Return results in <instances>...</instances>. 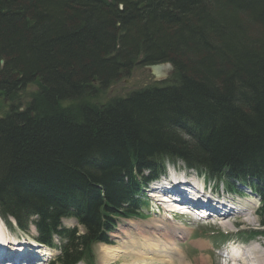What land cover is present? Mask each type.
I'll use <instances>...</instances> for the list:
<instances>
[{
    "label": "trees",
    "instance_id": "trees-1",
    "mask_svg": "<svg viewBox=\"0 0 264 264\" xmlns=\"http://www.w3.org/2000/svg\"><path fill=\"white\" fill-rule=\"evenodd\" d=\"M1 61L0 219L51 264H94L178 162L255 195L264 239V0H0ZM166 63L164 84L97 102Z\"/></svg>",
    "mask_w": 264,
    "mask_h": 264
},
{
    "label": "rangeland",
    "instance_id": "rangeland-1",
    "mask_svg": "<svg viewBox=\"0 0 264 264\" xmlns=\"http://www.w3.org/2000/svg\"><path fill=\"white\" fill-rule=\"evenodd\" d=\"M168 78L169 76L163 80L157 81L150 76L144 68L136 67L128 76L120 77L115 83L107 87L96 100L97 102H105L106 100L115 97H124L132 91L142 89L151 84H164ZM33 90L34 87L31 85L26 87L24 92L21 93V101L28 100L31 91ZM7 105V102L0 100V117L7 111ZM166 172V177L160 179L159 185H163L168 189L165 192L157 194L159 202L154 201L153 198L150 197L151 191H156L154 188L159 185L151 184L146 192H144L149 199V204L148 208L141 214V220L132 219L121 221L118 224L116 231L111 235L112 245L120 252L116 260L110 261L109 263H107V261L104 262L103 258L100 256V249L103 245H96L92 248L94 264H151L153 259V262H159V264H162L164 261H168L169 264H224V262L228 261L224 257L232 252V247L235 248L253 244L248 247L246 251L242 248L243 254L246 253V257L244 258H247V260L248 257L251 258V262L254 261V258L249 255L252 254L253 251L258 250L264 252V243L261 239H249L248 237L251 230L258 228V219L254 213L258 201L255 197L247 195V192L243 197L226 196L221 193L224 188L217 189L216 193H213L211 190L214 186H212L213 184L211 182H209V188L211 190L204 188L202 185L203 181L196 178L194 173L187 171L181 163H177L174 166L168 165ZM176 186L181 188V190H179L181 195L178 194L173 200L180 202L183 195L186 197L188 194L190 199L191 197L196 200L202 199L204 205L201 204L199 205V208H194L188 203L186 204L188 207L187 210L193 214H188L189 216L185 218L175 217L171 220L169 213H166L163 210L166 208V205H164V207L163 204L170 202V200L164 196L167 195L171 197L172 191L175 189L178 190ZM238 191L242 192L243 189L238 188ZM156 192H158V190ZM242 193H244V191ZM163 198L167 199V201H162ZM214 205L221 209H225V211H215L213 209ZM169 207L172 206L169 205ZM244 210H247V212H243ZM232 211L239 214L243 212V214L238 217L228 218V220H225L220 224L219 221H222L221 218H225L229 215L228 213ZM208 213L210 214L207 215ZM9 220L11 219H8L7 221ZM152 220L155 222L160 221L163 225L165 222L172 226L167 227V229H170V232L175 230L173 232L174 234L177 232L180 234L175 237L170 235L166 236L164 233H158L165 239V241H160V239L157 238L158 234L155 232L153 233V229L150 228L152 225L155 226V222L153 223ZM131 222L133 223L132 225L138 223L146 226H139L138 228L146 230L144 233H152L153 237L149 238L159 240V244L165 246L169 243L168 246L174 249L177 255H172V257L169 256L167 260L164 256L162 257V254L164 255V253H161L160 255L156 253L153 256L150 254L151 249L149 248L148 251L141 252V248H139L138 244L142 243V240L139 241V239L147 240V237L142 233V230L133 228L132 230L134 231H132L130 226H128V223ZM61 223L66 228H76L79 233H82L81 227L72 220H63ZM10 224V226H5V224L0 223V237L3 236L2 239L9 242V244L18 245V248L23 249V251L15 252V255H10L9 258L12 257V259H5L7 256H4V254L1 256L0 254V259L3 261L2 264H49V262L53 260L57 252L38 246L34 242L37 234L33 228H30L29 231L25 233L19 231V229L12 223ZM176 225H180L184 230L176 231V229H174L176 228ZM170 239L172 242H168ZM129 241H132L133 245ZM256 245H259L260 248ZM8 246L11 247L10 250H13L12 247L14 246ZM0 248L2 249V252H4L3 247L0 246ZM26 249H28L27 253L25 252ZM28 260H32V262L27 263ZM141 260L145 263H142ZM77 264L85 263L80 262ZM236 264H238V262H236Z\"/></svg>",
    "mask_w": 264,
    "mask_h": 264
},
{
    "label": "bare ground",
    "instance_id": "bare-ground-1",
    "mask_svg": "<svg viewBox=\"0 0 264 264\" xmlns=\"http://www.w3.org/2000/svg\"><path fill=\"white\" fill-rule=\"evenodd\" d=\"M147 67V66H146ZM144 69H145V67H143ZM166 172V171H165ZM152 184H157V185H159L160 184V179H157V180H155V183H152ZM151 185V183L149 184V186ZM148 186V187H149ZM176 188H178V186H176ZM156 191L158 190V192H156V191H154V190H152L151 191V198H153V199H156V200H154V201H158L159 200V198L157 197L158 195V193H162V192H165V191H167V189L168 188H166V187H164L163 185H159V186H157V187H155L154 188ZM175 189V188H174ZM179 190H181V188H178V190H173L172 191V196H173V198L175 197L176 198V196L178 195V194H180L181 195V193H179L180 191ZM185 192H187L186 190H184ZM164 195V194H163ZM165 198H168L167 196H164ZM165 198H163L162 199V201H167V199H165ZM174 198V199H175ZM168 200H170V202L169 203H166V204H163V206L164 205H166V208H164L163 210H164V212H168V213H173V212H180V213H184V214H191L190 212H189V210H187L188 208L185 206L186 204H190L192 207H194V208H199V205H204L203 204V202H202V199H199V200H196V199H194V198H192L191 197V199H190V197L188 196V194L186 195V197L183 195V197H182V199L180 200V202H176L175 200H172V199H168ZM159 202V201H158ZM161 203V202H160ZM185 204V205H184ZM207 204H211V203H207ZM169 205H171L172 207H169ZM165 207V206H164ZM169 208H170V210H169ZM215 211H218L219 210V208L216 206V205H214V208H213ZM193 210V209H192ZM220 211H225L224 209H220ZM193 212H195V211H193ZM243 212H247V210H244ZM243 212H241L240 214L239 213H237V212H229L228 214V216H226L225 218L223 217V218H221L222 219V221H219L220 222V224L223 222V221H225V220H228V218H233V217H238V216H241V214H243ZM233 213V214H232ZM193 214V213H192ZM210 213H208L207 215H209ZM174 216V215H173ZM63 220H70V219H63ZM62 220V221H63ZM61 221V222H62ZM72 221H74V220H72ZM153 221V220H152ZM75 222V221H74ZM155 221H153V223H154ZM164 222V221H163ZM133 223L131 222V223H128V226H130V228H131V230L133 229V228H135V229H137V230H142V233L143 234H145V236L147 237V240H143V239H139V241H141L142 243H139L138 244V246H139V248H141V252L142 251H148V248L149 249H151V252H150V254H152L153 256H154V254H161V253H164V255L162 254V257L164 256L165 257V259H167L168 260V257L170 256V257H172V255H175L176 254V252H175V250L174 249H172L170 246H168L169 245V243L167 244V245H163V244H159V240H155V239H152V238H149V237H153V234L152 233H150V232H147V233H144V232H146V230H143V229H139L138 227L139 226H142V227H146V226H143V225H141V224H138V223H134V225H132ZM136 224V225H135ZM154 225L155 226H150V228H152L153 229V233L155 232L156 234H160V233H164L166 236H168V235H170V236H175V237H177L180 233L179 232H177L176 234H174L173 232L175 231V230H173V232H170V229H167V227H172L171 225H169V224H167V223H165L164 222V225H163V223H160V221H157V222H155L154 223ZM63 226V225H62ZM64 227V226H63ZM174 228V227H173ZM174 229H176V231H183L184 230V228L183 227H181L180 225H176V228H174ZM132 231H134V230H132ZM158 234V237L157 238H159L160 239V241H165V239L163 238V236L162 235H159ZM3 238V236L2 237H0V246H2L3 247V250H4V252H2V250L0 251V254H1V256L4 254V256H7L6 258H9V256L10 255H12V254H14L15 255V252H22L23 251V249H21V248H18V245H16V244H9V242H7L6 240H4V239H2ZM168 238V237H167ZM170 238V237H169ZM135 239V238H134ZM145 239V238H144ZM181 239V238H180ZM149 240H151V241H149ZM143 241H144V243H143ZM131 244L134 242V240H133V242L132 241H129ZM168 242H172V240L170 239V241H168ZM164 243V242H163ZM142 244V245H141ZM8 245H12V246H14V247H12L13 248V250H10V246H8ZM133 245V244H132ZM251 245H253V244H249V245H243V246H241V247H235V248H233L232 247V249H231V253H230V255H228L227 256V259H228V261H229V263H233V264H236V262H238V264H264V252H262V251H258V250H256V251H253L252 252V254H250L249 256L250 257H252V258H254V261H250V259L251 258H249L248 257V260H247V258H244V257H246L245 255H246V253L245 254H243V250H242V248H244L245 250L244 251H246V249L248 248V247H250ZM255 245V244H254ZM257 247H259L260 248V246L259 245H256ZM133 247V246H132ZM28 248V247H27ZM171 248V249H170ZM264 250V249H263ZM175 253H174V252ZM25 252L27 253L28 252V249H26L25 250ZM119 251L117 250V248L116 247H114V246H103V247H101V249H100V256L103 258V260H104V262L105 261H107V263H109L110 261H113V260H116V258L119 256ZM174 253V254H173ZM251 253V252H250ZM146 254V253H145ZM177 255V254H176ZM17 257V256H16ZM157 257V256H156ZM5 258V259H6ZM14 258V257H13ZM139 258V257H138ZM11 259H12V257H11ZM143 259H145V258H143ZM137 261H139V260H137ZM153 261H154V259H153ZM153 261H151L152 263L151 264H159V262L158 263H155V262H153ZM30 262H32V260H28L27 261V263H30ZM141 262L143 263L144 261L143 260H141ZM140 262V263H141ZM102 263V262H101ZM106 263V264H107ZM145 263V262H144ZM0 264H2V263H0ZM131 264H136V263H131ZM146 264V263H145ZM148 264V263H147ZM162 264H169V262L168 261H164Z\"/></svg>",
    "mask_w": 264,
    "mask_h": 264
},
{
    "label": "water",
    "instance_id": "water-1",
    "mask_svg": "<svg viewBox=\"0 0 264 264\" xmlns=\"http://www.w3.org/2000/svg\"><path fill=\"white\" fill-rule=\"evenodd\" d=\"M0 64H3L1 61ZM145 70L152 76L155 80H163L167 78L172 72V66L168 63L157 64L145 67Z\"/></svg>",
    "mask_w": 264,
    "mask_h": 264
}]
</instances>
